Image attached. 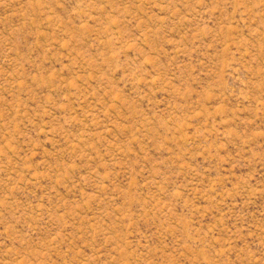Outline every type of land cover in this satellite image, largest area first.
I'll return each instance as SVG.
<instances>
[{"label":"rangeland","instance_id":"obj_1","mask_svg":"<svg viewBox=\"0 0 264 264\" xmlns=\"http://www.w3.org/2000/svg\"><path fill=\"white\" fill-rule=\"evenodd\" d=\"M0 264H264V0H0Z\"/></svg>","mask_w":264,"mask_h":264}]
</instances>
